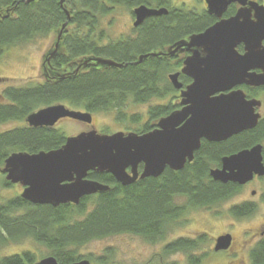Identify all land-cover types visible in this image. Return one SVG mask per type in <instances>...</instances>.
I'll use <instances>...</instances> for the list:
<instances>
[{
  "label": "trees",
  "instance_id": "16d2710c",
  "mask_svg": "<svg viewBox=\"0 0 264 264\" xmlns=\"http://www.w3.org/2000/svg\"><path fill=\"white\" fill-rule=\"evenodd\" d=\"M26 1L0 0V58L8 49L47 37L69 22L56 55L51 57V73L45 71L46 78L37 83L7 85L0 93V124L20 122L0 131V168L13 152L50 151L65 144L67 134L62 129L26 122L31 113L49 105L61 103L92 115L113 112L115 119L128 124L131 131L141 134L153 130L160 118L173 112L177 91L169 75L181 62L164 55L144 58L140 64L137 60L152 52H165V48L205 31L217 21L206 6L189 8L172 0H64L63 4L61 0ZM119 5L128 7L133 15L134 9L142 5L165 8L167 13L148 17L130 35L104 44L102 21ZM236 9L232 4L225 16L234 15ZM95 57L123 66L96 68L89 62L92 68L77 72L72 67L79 60L81 64ZM182 81L190 80L183 76ZM153 100L158 102L152 104ZM137 104L149 105L145 115L129 113V108ZM261 141L264 120L226 142L205 145L183 169L167 168L159 177L124 186L109 173L91 171L88 177L109 185L110 190L86 196L78 205L33 204L20 194L4 197L0 193V248L28 238L48 250L40 257L29 249L0 256V264H35L46 256H54L60 264L92 261L89 255L80 253V247L118 234L138 235L150 243L163 241L185 223L191 210L215 207L241 190L236 183L214 180L210 172L221 166L223 154ZM2 187H12L4 176ZM229 211L234 217L254 212L245 206ZM206 241L205 234L196 239L180 238L166 245L163 252L172 254L178 248L187 254L188 264H201L203 258L193 251ZM251 257L252 264H264V238ZM99 262L108 264L104 258Z\"/></svg>",
  "mask_w": 264,
  "mask_h": 264
},
{
  "label": "water",
  "instance_id": "95a60500",
  "mask_svg": "<svg viewBox=\"0 0 264 264\" xmlns=\"http://www.w3.org/2000/svg\"><path fill=\"white\" fill-rule=\"evenodd\" d=\"M30 0H27L28 3ZM64 0H61L63 3ZM206 10L217 21L205 31L180 40L165 52H152L144 58L175 55L189 51L182 73L193 79L181 92L183 107L159 119L156 127L146 133L135 131L99 132L94 125L87 131L67 136L58 149L29 153L13 152L0 172L11 184H19L20 197L33 204L78 205L89 195L110 190V186L90 179L89 173H109L124 186L139 178L159 177L167 168L178 171L194 160L202 138L224 141L233 135L257 126L261 101L247 100L239 86H264V4L258 0H202ZM232 4L234 15L224 17ZM165 8L142 5L134 10V26L151 16L166 14ZM68 18L70 16L67 11ZM69 20L62 26H67ZM59 35V38H60ZM243 46V52L239 47ZM57 47L48 52L55 56ZM122 67L111 59L87 58L85 65ZM260 69L257 73L255 70ZM180 72L169 79L182 89ZM63 118L92 124L90 112L75 110L65 104H54L31 113L26 122L35 127H54ZM261 145L222 159V167L211 170V177L222 183L240 185L251 181L255 174H264ZM142 165V170H140ZM229 234L217 239L216 250L227 249ZM35 264H60L54 256H46ZM72 264H92L82 259Z\"/></svg>",
  "mask_w": 264,
  "mask_h": 264
},
{
  "label": "rangeland",
  "instance_id": "374dc122",
  "mask_svg": "<svg viewBox=\"0 0 264 264\" xmlns=\"http://www.w3.org/2000/svg\"><path fill=\"white\" fill-rule=\"evenodd\" d=\"M172 1L173 3L185 5L189 8L205 7V4L198 0ZM258 1L264 3V0ZM134 21L131 10L125 5H119L113 13L103 19L102 26L107 36L111 35L117 39L121 33H130ZM56 36V32H53L47 37L37 38L32 42L18 45L6 51L0 58V93L7 85H27L37 83L44 79L42 76L44 57L53 47ZM107 36L106 40H108ZM156 102L158 100H153L151 103ZM148 106V104L133 105L129 108V113L137 112L145 115ZM144 120H146L145 117ZM19 124L20 122L17 121L0 124V131L11 129ZM92 125L102 133L131 131L127 127L129 126L128 124H122L115 119L113 112L96 113L93 124L83 123L72 118H63L56 124V127L62 129L67 136H73L91 129ZM3 176L4 174L0 172V193L4 197H11L22 192L23 188L19 184H12V187L3 188ZM252 188L258 190V196L254 198L250 194ZM261 192H264V181L260 184H253L250 187L244 188L240 194L235 195L233 198L215 207L191 210L186 216L185 223L176 232L173 231L168 234L166 240H164L165 242L150 243L138 235L118 234L104 239L92 240L80 247L79 251L83 255H89L92 264H101L99 262L100 258L106 259L108 264H145L151 259L154 262L161 261L158 253L162 251V247L166 242L173 240L175 237L189 236L193 238L201 234H206L211 241L201 250L197 251V253L201 254L203 251L211 252L215 238L220 234L229 232L234 234L235 241L233 249L230 253L228 252L230 255H227L228 253L209 254L203 259L201 264L249 263L248 256L252 245H248L245 239L247 240L246 236H251L252 233H255L258 225L263 222L264 203L258 204L256 212L247 218L234 217L229 210L233 205L241 202L243 199L253 198V200L259 202L262 197ZM28 249L37 253L39 255L38 257L48 254V250L44 246L27 238L19 243L9 244L0 248V256L12 255ZM163 261L164 264H171L173 261H178V264H188L186 254L182 252L178 254H166L163 257Z\"/></svg>",
  "mask_w": 264,
  "mask_h": 264
},
{
  "label": "flooded vegetation",
  "instance_id": "af4514ba",
  "mask_svg": "<svg viewBox=\"0 0 264 264\" xmlns=\"http://www.w3.org/2000/svg\"><path fill=\"white\" fill-rule=\"evenodd\" d=\"M204 4H205V6H206V3L204 2V1H202ZM235 6L237 7V5L235 4ZM135 10V9H134ZM134 13V12H133ZM226 14V13H225ZM133 17H134V20H135V14L133 15ZM224 17H227V16H225L224 15ZM138 26H134V23H133V26H132V29H131V31H130V33L134 30V28H137ZM60 32H61V30H59V31H57L56 32V34H57V36H56V40H55V42H54V44H53V47L51 48V50H49L48 52H52V51H54L55 49H56V46L58 45V47H59V42H61L62 40H63V37L65 36V33H63L62 35H60ZM130 33H128V34H124V33H121L120 35H119V37H117V39H120V38H125L126 36H128V35H130ZM59 35H60V38H59ZM106 36L107 35H105V37H104V40H103V43L104 44H106V43H108V42H110L112 39H115L114 37H112L111 35V38H110V36H107V38H108V40H106ZM111 39V40H110ZM110 40V41H109ZM106 41V42H105ZM58 47H57V50H58ZM165 51H167V49L165 48ZM239 51L240 52H243V46H240L239 47ZM47 52V53H48ZM47 53L45 54V55H47ZM189 55H191V52H189V51H182V52H179V53H176L175 55H164V56H170L171 58H174V60H178L179 62H181V65H180V67H178L176 70H174L173 72H170V73H176V72H180V75H179V81L183 84V87H182V89H176L175 87V89H176V91H177V95H176V98L173 100V106H174V109H173V111H177V110H180L182 107H183V104H182V97H181V92H182V90L183 89H185L186 88V86L187 85H189V84H191L192 83V81H193V79L191 78V77H189V76H187V75H185L184 73H182V68H183V64H184V61H185V59L189 56ZM51 61H52V58L50 57L49 59H48V57H44V62H43V71H42V76H43V78L45 79L46 78V76H47V74L45 75L44 74V72L45 71H48V73L50 74L51 72L48 70L49 68H51V67H49L50 66V64H51ZM80 60L78 61V62H76L75 63V65H72V67H73V69H75V72H77V71H79L80 69H84V70H89L90 68H92V67H90V65H85V62L83 61L81 64H80ZM257 73H259V72H261V70L260 69H256L255 70ZM169 73V74H170ZM50 76V75H49ZM48 76V77H49ZM183 76H185V77H187L190 81L188 82V83H183V81H182V77ZM240 88H242L244 91H245V93H246V98H247V100H251V99H256V100H259V101H261V106L260 107H258V106H256V112L257 113H259L260 114V119H259V122H258V124L261 122V121H263L264 120V86H259V87H251V86H239ZM80 111H82V110H80ZM94 115L95 114H93V121H94ZM93 124V123H92ZM257 124V125H258ZM254 129V128H253ZM248 130H251V129H248ZM248 130H245V131H243V132H246V131H248ZM243 132H241V133H243ZM241 133H239V134H241ZM239 134H236V135H239ZM236 135H233L232 137H234V136H236ZM232 137H230V138H232ZM229 138V139H230ZM229 139H226V140H224V141H210V140H208V139H206V138H202L201 139V142H200V147H199V149L198 150H196L195 151V156H194V159H196V156H197V154L198 153H200L201 152V150L205 147V145H207V144H215V143H221V142H226L227 140H229ZM259 145H261V156H262V162H263V164H264V141H261V142H256V143H253V144H251L250 146H247V147H243V148H240V149H237V150H235V151H231V152H227V153H225V154H223L222 156H221V166L220 167H214V168H212V169H215V168H221L222 167V159L224 158V157H226V156H231V155H233V154H236V153H238V152H240V151H243V150H249V149H252V148H254V147H256V146H259ZM211 173V172H210ZM140 179V178H139ZM138 179V180H139ZM137 180V181H138ZM264 181V174L263 175H259V174H255L254 175V177H253V179L251 180V181H249V182H247L246 184H243V185H240V184H238L239 186H240V188H241V190L238 192V193H236L235 195H237V194H240L241 192H242V190L244 189V188H246V187H250L251 185H253V184H260V183H262ZM237 184V183H236ZM250 194L252 195V197L254 198L255 196H258V190L257 189H255V188H252V190H251V192H250ZM235 195H233L232 197H230L229 199H231V198H233ZM261 195H262V197H261V200L258 202V201H255V200H253V198H251V199H243L241 202H239V203H237V204H235V205H233L232 207H236V206H245V207H247V208H252L253 210H254V212L253 213H255L256 212V210H257V206H258V204H260V203H264V192H261ZM229 199H227V200H229ZM226 200V201H227ZM223 202H225V201H223ZM222 202V203H223ZM221 203V204H222ZM231 207V208H232ZM252 213V214H253ZM252 214H250V215H246V216H244V217H242V218H247V217H249V216H251ZM180 228L178 227V228H176L174 231L176 232L177 230H179ZM256 232L255 233H252V235L250 236V235H248V236H246V238H247V240L245 239V241H246V243L249 245H252V247H251V249H250V252H249V263H246V262H244V263H237V264H252V257H251V255H252V252H253V250L254 249H256V248H258V246H259V244L261 243V241L263 240V238H264V220H263V222L262 223H260L259 225H258V227L256 228ZM226 234H229V235H231V237H232V240H231V244H230V246L227 248V249H222V250H216L215 248H216V245H217V239L220 237V236H222V235H226ZM206 235V234H205ZM199 236V235H198ZM198 236H196V237H193V238H191V237H189V236H179V237H175V238H173V240H170V241H168V242H166L165 244H164V246L162 247V251L161 252H159L158 254H160V253H162L161 254V257H160V264H162V262H163V256H164V252H163V250H164V248H165V246L166 245H168L170 242H175V241H177V240H179L180 238H187V239H196ZM207 237V241L206 242H203L202 244H200V246L195 250V251H193V254H195V255H198L199 257H202L203 259L205 258V257H207L209 254L211 255H213V254H227L228 252L230 253V251L233 249V246H234V234L233 233H229V232H226V233H223V234H220L218 237H216L215 238V240H214V245H213V248H212V251L211 252H209V251H203V253H201V254H199V253H197V251L198 250H201L203 247H205L207 244H209L210 243V238H208V236H206ZM167 238V237H166ZM166 240V239H165ZM160 242H165L164 240L163 241H160ZM185 253L184 251H179L178 250V248H176V251H175V253H173V254H178V253ZM227 254V255H230V254ZM186 254V253H185ZM186 257H187V254H186ZM203 259H202V261H203ZM152 260V259H151ZM151 260H149V262L151 261ZM148 262V263H149ZM174 262H177L178 263V261H173V263ZM145 264H147V263H145Z\"/></svg>",
  "mask_w": 264,
  "mask_h": 264
},
{
  "label": "bare ground",
  "instance_id": "6f19581e",
  "mask_svg": "<svg viewBox=\"0 0 264 264\" xmlns=\"http://www.w3.org/2000/svg\"><path fill=\"white\" fill-rule=\"evenodd\" d=\"M63 3H64V2H63ZM63 3H62V4H63ZM67 11H69V10H68V9H66V12H67ZM69 13H70V12H69ZM138 64H140V63H138ZM49 106H50V105H49ZM47 107H48V106H47ZM54 127H55V126H54Z\"/></svg>",
  "mask_w": 264,
  "mask_h": 264
}]
</instances>
